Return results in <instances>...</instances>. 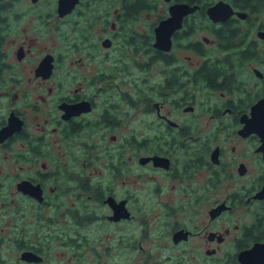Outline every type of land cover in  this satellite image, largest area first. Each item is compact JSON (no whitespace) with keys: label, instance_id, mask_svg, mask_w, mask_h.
I'll use <instances>...</instances> for the list:
<instances>
[{"label":"flooded vegetation","instance_id":"obj_1","mask_svg":"<svg viewBox=\"0 0 264 264\" xmlns=\"http://www.w3.org/2000/svg\"><path fill=\"white\" fill-rule=\"evenodd\" d=\"M59 1L0 0V264H264V0Z\"/></svg>","mask_w":264,"mask_h":264},{"label":"water","instance_id":"obj_2","mask_svg":"<svg viewBox=\"0 0 264 264\" xmlns=\"http://www.w3.org/2000/svg\"><path fill=\"white\" fill-rule=\"evenodd\" d=\"M64 4V0L59 1V14H63L62 12L64 11ZM193 10H195V7L188 8L183 5L170 7L171 16L161 22L155 29L156 37H166L167 40H159L158 38V42L160 43L163 41L168 43V37L171 36L175 28L180 26L182 16ZM233 13L234 12L230 8L229 4L222 1L207 9L209 18L214 22L224 21L228 19ZM237 14L243 16V14ZM259 34L261 37H264V31H261ZM257 105L255 106L254 112L257 116L254 120L248 121L247 125H249L251 129L249 132H252V129L254 128L256 131H258L261 139L264 141V99L260 100ZM257 109L258 111H256Z\"/></svg>","mask_w":264,"mask_h":264},{"label":"rangeland","instance_id":"obj_3","mask_svg":"<svg viewBox=\"0 0 264 264\" xmlns=\"http://www.w3.org/2000/svg\"><path fill=\"white\" fill-rule=\"evenodd\" d=\"M152 17L150 18V20L148 21V24L149 23H151L152 22ZM262 22V23H264V10H263V12H261L260 14H259V16H258V19H257V22ZM206 123V121H202V122H200V123H198V125H204ZM204 128H207L206 126H203Z\"/></svg>","mask_w":264,"mask_h":264}]
</instances>
